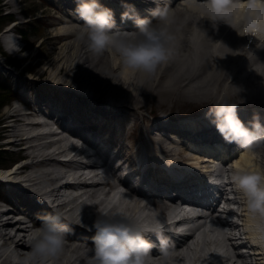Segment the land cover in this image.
<instances>
[{
  "label": "bare ground",
  "instance_id": "bare-ground-1",
  "mask_svg": "<svg viewBox=\"0 0 264 264\" xmlns=\"http://www.w3.org/2000/svg\"><path fill=\"white\" fill-rule=\"evenodd\" d=\"M13 2H15V0H13ZM186 2L191 4L193 8H196L198 4L190 1ZM75 3L76 0H70V4L67 5L72 6ZM179 3L180 1L178 4ZM140 5L143 4L138 2L137 8L141 9ZM57 8L59 11H65V8L61 5H58ZM50 16H54L53 13H51ZM71 18L72 17L67 14L64 17L60 15L55 19L56 22H53V24L59 23V26H56L53 33L52 39L54 40V43L58 44L64 41V44H69L72 49L71 57L68 56L67 59L59 56V54L54 57L53 61L62 60V62L58 65V67H53V71L51 70L52 74H54L53 78L55 79H52L50 83H54L51 85H55L59 84V82H63L62 84L66 85V83L71 80L77 82V84L72 86L75 90L86 95L90 99L103 96V99L101 100H103L104 103H101L104 104V108L111 106L113 108L111 113L113 114L118 115V111L122 108L138 111L147 106L150 102L153 104V102L157 100L159 92L165 93L171 90L177 97L186 93L188 97H182L184 98L182 99V102L187 103L186 101H188L191 105L202 104V102L205 101L212 102L211 100L215 97L217 98L225 91L232 95V90L233 88H236V86L242 89L241 93H238V96L244 94L245 96L255 97L257 100H260L261 95L264 96V75H261L251 67V63L253 65H257L258 60L264 61V48L257 47L259 39L251 33L241 36L238 32H236L226 38L225 42L233 49H240L244 45L249 44L252 50L246 48L241 50L243 53L234 52L226 54L227 49H221L220 52L222 54H226L225 57H216L215 55L206 52H201L197 55L191 48L189 42L184 39L181 41L178 54L168 62L164 63L154 76L146 82L140 83V77L132 74L130 70L124 69L123 65H121L122 69H119L121 64L120 56L117 57L116 61H118L119 58L120 60L118 62L114 61L115 66H113V64L109 71L110 61L108 55L106 58V53L108 54V51H105V53L100 55L98 58L93 59L91 57L92 54L88 52L83 45H79L75 39H71L74 37V31L77 28V26L73 23V21L76 20ZM203 24L209 29V35L213 36L214 39H221L224 33L221 31L228 26L227 24L222 23L219 27V31L217 32L211 27V22L207 20V18H204ZM120 27L122 28V26ZM5 31L11 32V28H7ZM245 54L250 57H247L249 59L248 62H250L249 64H246V62L244 63L245 58L241 57ZM88 62H90L88 66H92L94 64L97 66L95 72L90 73L88 71L79 76L78 73L76 75L78 76L77 78L75 74H73L75 73V68L78 65L87 66ZM195 66H199V68L195 69ZM231 66H234L235 68H230ZM106 69H108L109 73L112 75L117 74L113 80H108L107 77H104L105 79H103V70L105 71ZM62 70H67V73L62 75ZM197 70L202 72L197 74ZM218 70L220 71L218 72ZM238 73L245 76L244 78L242 77L243 80L239 77L241 75L238 76ZM66 75L68 76L65 78L66 80H64L62 77ZM182 77L184 78L182 79ZM215 80L216 84L219 83V80L221 82L216 92L214 90L215 85L212 88ZM124 87H127V89H124ZM114 98L117 101L116 103L113 102V104L109 100H114ZM216 98L214 99L213 105L215 104ZM176 102L178 103L177 100ZM173 103L175 106V101H173ZM208 106L210 107L211 105ZM47 108L51 111L55 110V106L48 103ZM80 109L87 115L93 117V119H95L94 117L98 115V112L95 113L92 109L85 106H82ZM34 114V111L28 114L27 112L20 110L16 107V104L14 109L8 113L7 117L10 121H12V123L8 125L9 132L6 136H9L10 139H8L6 143L19 145L20 148L17 151L15 159L23 157L26 160L17 163L14 167H10V170L4 171V168L2 169V167H0V176L12 181L10 184L17 188V196L15 199L18 202L21 199L27 202L25 199H29L28 202L33 203V206H35L36 203H39L37 206L33 207V209L38 208V210H41L44 207L50 212L53 210V206L63 209L66 213L65 218L69 222H74V225H76L78 229H88L90 232H95V228L91 227L90 230V226L94 225L93 220H96L98 216L96 211L98 206H103L112 202V199H109V197L111 196V190L116 188L114 181L115 175H112L109 171H107V174H104L97 170L101 166L97 165V162H99L100 159L98 158L99 156L96 155L97 150L95 148H91L83 142H77L75 140V135L66 134V130L64 128L68 129L70 132L71 130L69 128L74 120L65 121L66 124L64 125V128L61 129L64 133H61L62 131H58L54 124L50 125L44 121L36 119V117H32ZM77 116L73 119H77ZM240 116L243 117L245 114H241ZM62 117L63 116L56 117V115H54L53 118L56 119V123L59 125L62 123ZM104 120L108 121V119L105 118ZM212 120L213 119L210 118V120L206 122L207 125H209ZM134 123L135 128H138L137 122ZM173 124L175 125L176 123L172 121L170 122L167 118H163L160 125L164 130L161 131L160 135H156L153 131H148V139L144 138V141L140 140L137 146L126 145L127 147L125 148V152L130 156L146 152L148 161L150 160L151 152L154 149L155 155L158 154L157 158L160 163L171 167L173 161L175 160V162H177L180 160L179 157H185V154L182 153L186 152L185 150H181L182 152H180V149L182 148L180 141L170 135V132H172L175 134L180 133V135L183 136V133L179 131L178 128H171L173 127ZM187 126H192L195 130H199L196 124L192 125L188 123ZM98 127L99 124L97 123L92 129L96 131ZM122 127L123 126L118 127L117 131H115L116 135H119V133L122 132L120 129ZM79 129L82 131L83 125H81ZM86 135H88L90 139H94V134L93 137L89 134ZM194 136L196 141L201 144L200 147L206 151L210 149L207 152L211 153L212 156H216L214 154L216 152H226L228 151V148L229 150L231 149L232 142L226 140L221 131L207 134H195ZM122 139L121 141H116V138L113 137L111 143L115 142L117 147L120 145L122 146L124 143ZM200 147L198 148L201 150ZM88 148H90L91 151H89ZM174 150L179 152L175 153ZM68 153H70L71 156L68 161H60L56 157L57 155L60 156ZM179 154L182 155L180 156ZM205 156L206 155L194 154L190 151V156L187 157V159L192 161V163L198 167L206 168L209 166L210 162ZM95 157L96 161L94 160ZM140 159L141 161H146L145 155L141 156ZM126 160H128V158H126ZM228 161L231 160H226L225 166H227ZM232 162L234 163L230 169L233 170L237 166L264 167V159L257 160L251 153L246 151L242 152L240 158L235 159ZM58 167L65 168L58 169ZM226 170H228V168H226ZM170 172L171 176H177L179 170L176 167H171ZM99 180L104 181L94 184L91 183ZM169 182L170 181L166 180L163 184L169 186ZM182 188L192 194L197 193V188L192 186L183 184ZM65 189H67L68 192H64ZM77 189L83 190L78 192ZM170 192L171 194H178L179 189L177 187L175 188L173 185ZM45 197L49 198V201H47V203L45 201L41 203L40 200H43V198L45 199ZM235 203H237L241 208V212H236L238 213V218L241 219L240 224L229 222L224 223L226 225L235 226L234 229L238 230L239 233L241 229H245L248 238L251 241L256 242L253 232L254 222L252 218L247 212V209L243 205L242 201L238 200L235 201ZM240 204H242V207ZM113 205L120 207L127 213L135 215L142 214L144 219L149 222L159 220L164 224V226L168 224L165 220L162 221L160 217L157 218L153 212L148 210L149 203L145 202L143 198L136 197L135 194H121L117 202ZM30 207L31 206L27 203H21L19 206L14 205L7 207L5 210L0 209V238H4L6 241H14L17 248L22 250H28L29 248V246L24 242L27 231L26 224L28 221L24 220L22 215H28L30 219H33L34 217L32 214H34L35 211ZM161 213L162 215H166L167 211L161 210ZM77 220L78 222H76ZM37 223H39V221ZM221 233H223V236L227 238V240L231 241L233 239H237L234 238L237 232L234 233V236L231 235L232 233L229 235H226L225 232ZM72 238L73 240H70L69 244H80V242H73L76 240L74 237ZM240 238L241 237H238V239ZM91 243L92 242H88L87 244ZM213 243L214 241L212 240L210 242L209 240L196 241L195 235H191L187 237L181 246L183 249L182 251H185L183 256L182 251H177L174 253V257L179 264H183L181 259L188 255L187 252H190L194 254L192 264H197L199 260H202L205 256H207L200 252L201 247L203 250L206 246H210ZM260 245V250H255L254 252L257 254V256L254 257L256 259L255 264H264V243ZM218 256H220V253H218L217 257ZM249 256H251L250 253ZM230 258L231 255L228 253L225 260ZM244 259L245 257L243 255L237 256L235 264H241ZM217 260L218 258H216V261ZM207 262L209 264V261ZM67 264H71V261L69 260Z\"/></svg>",
  "mask_w": 264,
  "mask_h": 264
},
{
  "label": "clouds",
  "instance_id": "clouds-1",
  "mask_svg": "<svg viewBox=\"0 0 264 264\" xmlns=\"http://www.w3.org/2000/svg\"><path fill=\"white\" fill-rule=\"evenodd\" d=\"M153 3L144 9V14L134 3L122 0L120 22L134 24L127 29L119 26L116 10L102 0H76L73 15L81 23L74 31V39L94 58L114 50L124 69L138 75L140 83L174 58L184 39L197 55L206 52L225 57L228 53H243L242 49L252 50L250 45L233 49L222 39H214L203 24L204 18L217 32L223 23L241 36L251 33L259 38L257 47L264 48V0H198L196 8L186 0H180L175 7L172 0ZM20 39L15 32H0V45L10 54L21 52ZM221 49H227V53L222 54ZM251 67L264 75V61L251 63ZM236 88L240 94L242 89ZM212 116L226 140L235 142L257 160L264 159V121L259 112L245 121L238 112V103L225 91L216 98ZM214 179L220 184L230 182L236 199L242 201L254 222L256 242L264 243V167L237 166L222 170ZM231 207L241 210L236 204ZM96 211L98 216L90 226V230H96L93 243L69 244L74 228L65 220L64 210L53 206L51 212L37 214L38 224L27 222L24 242L28 250L0 238V264H67L69 260L71 264H179L174 257L175 244L164 235L161 221L149 222L142 214L127 213L113 204L98 206ZM147 233H155L159 243L148 239ZM154 247L159 249V255L152 254Z\"/></svg>",
  "mask_w": 264,
  "mask_h": 264
},
{
  "label": "rangeland",
  "instance_id": "rangeland-1",
  "mask_svg": "<svg viewBox=\"0 0 264 264\" xmlns=\"http://www.w3.org/2000/svg\"><path fill=\"white\" fill-rule=\"evenodd\" d=\"M2 5L5 9L4 10L5 12L13 13L15 17V22H14V25L12 26L11 32H15L21 37L19 41L20 44L22 45L21 52L26 53V54H21V52L10 54L3 48L2 45H0V57H2L0 58V80L5 79V74H6L9 79L8 82L12 85V87H14L16 83L15 80L19 81L22 79L23 83H30L33 89H36L38 91H52L53 93L56 94L55 96L56 98H58L59 102H63V98L62 96L57 95V94H65L68 92L71 95H75V94L83 95L82 93L75 90L74 87H72L74 84H77V82H74L72 80L70 82H67L66 85L62 84L63 82H59V84H55V85H51L54 83H50L52 79H55L53 78L54 74H52L53 67L55 66L58 67V65L62 62V60L53 61L54 57L57 56L58 54L59 56H62L65 59H67L68 56L71 57L72 48L70 47L69 44L67 45L64 44V41L58 44H55L54 40L52 39L56 26H59V23L53 24V22H56L55 19L57 18V16L61 15L62 17H64L67 14L65 11L58 10L57 6L61 4H58L57 0H15V2H13V0H3ZM65 10H68V9H65ZM51 13H53L54 16H50ZM31 21L32 22L36 21L34 23L35 24L34 29H31L28 25V23ZM12 22L8 23L4 28L6 29L8 26H11V24H13ZM73 23L76 26H78L81 22L73 21ZM19 29H23L26 31V34L28 35L27 39L21 36ZM71 39L74 40V37H72ZM28 45H32V46L27 47ZM3 52H5L7 56L2 54ZM107 55L110 61V68H109V71H110L112 65L114 64L113 66H115L114 61L117 60V57L119 56V54L115 53L114 50H112V51H108V54L106 53V58H107ZM6 57L8 59H13L15 61H18L19 64L17 66H12V65L7 64ZM91 57L95 59L93 55ZM119 60L120 58L118 59V61ZM89 63L90 62H88L87 66H82V65L77 64L78 66L75 68V70L73 68V70L75 71V73L73 74H75L76 76L79 73L78 74L79 76L88 71L90 73L95 72L97 66L95 64L92 66H88ZM121 65H122V61H121L120 68H119L120 70L122 69ZM197 68H199V66H195V69ZM62 71H63L62 73L60 72L62 75L67 73V70L65 71L62 70ZM109 71L108 69H106L105 71L103 70V79H105L104 77H107L108 80H113L115 78L117 74L112 75L109 73ZM219 71L220 70H218V72ZM201 72L202 71L197 70V74ZM68 75L63 76L62 78L66 80L65 78ZM78 76L76 77L78 78ZM184 77H182V79ZM239 77H241V80H243L242 77L244 78L245 76L241 75ZM218 82L219 83L216 84V80H215L212 85V88L215 85V89H214L215 92L221 84L220 80ZM124 89H127V87H124ZM208 92L210 93L209 90ZM238 93L239 92L237 91V88H233L232 95L229 93L230 98L236 103H238V106H243L242 104H246V103L249 104L250 101H251L250 104H254L255 106L264 104L263 95L260 96V100H257L255 97H252V99H248L246 98L244 94H241V96H238ZM83 96H86V95H83ZM16 97L17 98L19 97L17 93L15 95V98ZM182 97L185 98V97H188V95L186 93H183L180 97H177L174 94V92L172 93V90L165 92V93L159 92V95L157 96V100L153 102V104H151L150 102L147 106H145L144 108L138 111H132L127 108H122V111L124 112L122 114L123 118H121V121L127 119V121L130 122V124L132 123L134 124V122H137L138 127H139V128L134 127V130H133L134 132L130 136L129 141L133 142L131 140H134V138L140 139L141 138L140 131L138 130L140 129L141 126H143V124L146 121L147 122L151 121V118L155 115L157 117L165 116V115L172 116V117H182L186 115L199 114L202 111H206V108H210L209 110H212L215 106V104L213 105V102L216 97L213 100H211L212 102L205 101V102H202V104H196V105L195 104L191 105L188 101H186L187 103H183L182 99L184 98ZM97 98L103 99V96H100ZM243 99L245 103L243 101L241 102V100ZM112 100H109V101H111L112 103L113 102L116 103L117 101L115 98L113 101ZM176 100L178 101L179 104L176 102ZM15 101H16L15 99L12 102L10 101L8 105H5L0 110V148L6 151L0 159V162L3 165L11 164V163H14L16 160H18V158L15 159V157L17 155V151L19 150V147L13 144L7 145L6 143L8 139H10L9 136L8 137L6 136V134H8L9 132L8 125L12 123V121H10L7 116H8V113H10L12 109H14ZM173 101H175V104H176L175 106H174ZM208 105H211V106L209 107ZM131 128H133V126ZM182 154H179V155L181 156ZM231 163H234V162H231ZM231 163H229V167L232 165ZM30 208L32 209V206Z\"/></svg>",
  "mask_w": 264,
  "mask_h": 264
},
{
  "label": "trees",
  "instance_id": "trees-1",
  "mask_svg": "<svg viewBox=\"0 0 264 264\" xmlns=\"http://www.w3.org/2000/svg\"><path fill=\"white\" fill-rule=\"evenodd\" d=\"M2 1L3 0H0V32L4 29V27L12 22V21H15V17L13 15V13H10V12H5L4 10V7L2 5ZM33 13V12H32ZM36 22V21H35ZM35 22H29L28 25L31 29H34L35 28ZM22 37H24L25 39L28 38V35L26 34V31L23 30V29H19ZM32 45H28L27 47H30ZM5 56H7L5 54V52H3ZM7 58V57H6ZM8 63L11 64V65H18L19 62L18 61H15L13 59H8ZM13 98V94H12V90L9 88V87H3L1 82H0V110L4 107L5 104H7L11 99ZM6 151L1 149L0 148V159L1 157L4 155ZM2 163L0 162V165Z\"/></svg>",
  "mask_w": 264,
  "mask_h": 264
}]
</instances>
